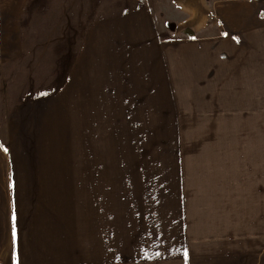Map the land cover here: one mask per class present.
I'll list each match as a JSON object with an SVG mask.
<instances>
[{
    "label": "rangeland",
    "instance_id": "obj_1",
    "mask_svg": "<svg viewBox=\"0 0 264 264\" xmlns=\"http://www.w3.org/2000/svg\"><path fill=\"white\" fill-rule=\"evenodd\" d=\"M220 2L0 0V264H238L241 222L242 263L264 264V116L252 138L234 121L264 53L235 66Z\"/></svg>",
    "mask_w": 264,
    "mask_h": 264
},
{
    "label": "crops",
    "instance_id": "obj_2",
    "mask_svg": "<svg viewBox=\"0 0 264 264\" xmlns=\"http://www.w3.org/2000/svg\"><path fill=\"white\" fill-rule=\"evenodd\" d=\"M25 2L26 0H16V5L14 6V11H13L15 12L14 16L16 18H20L21 15L23 16V13L25 12V9L27 6V3L24 6ZM12 7L13 5L10 4V8ZM217 9H219L218 13L220 17L226 22L228 27L235 29L236 32L240 33L242 37V41L243 42L246 41L245 46H243L242 48L236 49L235 51H230L229 58L235 60V63H236L235 66L237 67L239 66L247 67L249 65H253V58L246 56L249 53V48L247 47V44L251 42V40H253L254 38L255 40H253V42H255L256 45L258 46L256 50L257 51L262 50V53H264V41H263L264 37L260 36V34L264 32V22L260 21L261 19L258 17V15H255V13H253L252 6L248 3H244L243 0H224V2L219 3V6ZM0 12H1L0 20H3L5 15L2 14V8H0ZM17 12H20V14H17ZM2 24H3L2 21H0V26H3ZM16 26L19 27L20 24L18 23ZM15 31L17 32V29ZM0 35L3 36L2 30L0 31ZM3 41H5V39L0 38V42H3ZM209 42H212V41H209ZM260 45L262 47L261 49H260ZM183 55L184 54L182 52H179L177 56L184 57ZM194 55H195L197 63L200 62L201 64H205V61H206V68H207L206 72H208L210 69H212L211 67H208L210 65L209 63L214 58L216 59L217 54H213L212 51L210 50H201L199 52H196ZM185 57H187V54H185ZM201 58H202V62L200 61ZM221 64H222V69H223L222 72L223 74H226V69L229 66L225 62H221ZM258 80L259 78L257 79L258 83L254 82L251 86L253 91L251 90L250 92V95H251L250 99L248 100V97L242 99V101L240 99V102L236 104L234 121L237 127L236 133L238 134V136L240 135L241 137H242L243 132H249V136L252 138V134H251L252 121L255 119H258L259 121L261 116H264V82L261 83L262 85L260 86ZM59 90H56V92ZM258 97L262 98V100L258 99ZM240 159L242 160V162L245 163V165L247 164L248 166H250V169L253 168L252 173L257 180V177H258L257 150L256 148H253L252 139L250 142V147L249 148L247 147L245 149ZM250 199H253L254 201H256L255 198H252L249 195L244 197V199L242 197L235 198L236 214L233 217L231 216L230 217L236 219L237 223H238V220L239 221L242 220V211H241L243 208L242 204L244 202L253 203V201H251ZM231 200L232 199H230L229 201L231 202ZM241 224H238V226L236 227V234L238 231V236H237L238 238H236V242L238 243V251L236 249L235 251L239 252L238 260L240 262L238 264H243L242 263L243 258L241 257V254H242L241 245L243 242L242 237H241V228H242ZM11 241H13L14 243V234H12ZM42 244L43 242L39 241V247H41ZM40 250H43V248H41ZM226 258L227 257H224L223 259H221L223 261L214 260V262L210 261L209 259H205V260H206V264H231L228 260H225ZM15 259L16 258L12 259L13 263ZM5 261L6 260H3L2 262H5ZM12 262H8V264H12ZM234 264H237V263H234Z\"/></svg>",
    "mask_w": 264,
    "mask_h": 264
},
{
    "label": "trees",
    "instance_id": "obj_3",
    "mask_svg": "<svg viewBox=\"0 0 264 264\" xmlns=\"http://www.w3.org/2000/svg\"><path fill=\"white\" fill-rule=\"evenodd\" d=\"M66 83V81L65 82H63V84H65Z\"/></svg>",
    "mask_w": 264,
    "mask_h": 264
}]
</instances>
